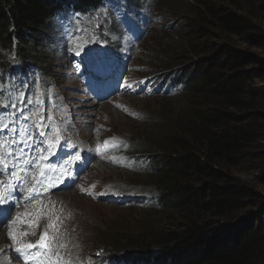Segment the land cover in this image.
<instances>
[{
    "label": "trees",
    "instance_id": "trees-1",
    "mask_svg": "<svg viewBox=\"0 0 264 264\" xmlns=\"http://www.w3.org/2000/svg\"><path fill=\"white\" fill-rule=\"evenodd\" d=\"M102 1L0 0V81L2 73L36 70L41 85L52 87L51 72L65 54L57 14L77 10L88 16L99 11ZM125 1L131 7L127 12L146 5L145 0ZM193 3L198 13L192 24L181 23L202 57L180 82L184 112L159 128L161 143L132 142L136 149L147 146L156 153L145 155L158 191L152 203L180 215L183 224L156 229L152 243L138 248L100 246L122 260L264 264V21L258 19L263 10L254 0ZM168 8L164 18L179 16L173 5ZM209 22L216 24L217 42L210 41L215 35L209 37L203 25ZM243 174H252L254 183Z\"/></svg>",
    "mask_w": 264,
    "mask_h": 264
},
{
    "label": "rangeland",
    "instance_id": "rangeland-1",
    "mask_svg": "<svg viewBox=\"0 0 264 264\" xmlns=\"http://www.w3.org/2000/svg\"><path fill=\"white\" fill-rule=\"evenodd\" d=\"M145 1L143 11L159 18L146 38L134 41L128 39L120 29L118 21L112 19L107 7H103L97 13L76 20L84 29V42L101 43L104 40L118 39L114 47L126 60L125 73L131 80L155 76L164 83L172 76L182 81L192 69L194 60L202 57L201 52L190 46L188 38L184 36L187 33L186 26L181 23L192 24L198 13L196 6L193 0H168L169 5H173L175 14L179 16L172 17L166 14L167 17L160 18L159 14L164 15L169 9L165 0ZM254 4L257 9L262 8V14L258 19L264 21V1L254 0ZM215 22L203 24L205 29L210 31H207L209 37L215 35L210 40L212 42L218 41ZM114 24L117 30L111 29ZM208 39L206 36L205 40ZM61 47L68 49V52L63 56L59 66H55L51 72L55 78L54 88L48 93L56 97L55 105L49 103L46 108L42 105L33 108L30 111L32 120L39 126L54 125L48 136L50 141L60 142L64 139L80 144L81 148L94 149L99 154H103L100 148L106 139L115 140L118 145H122L118 152L120 159L114 161L115 156L111 155L101 158L100 166L105 169L102 174L100 172L97 174L96 168L91 166L83 176L85 178L79 179L73 188L58 191L53 197L48 198L50 202L57 200L60 206L55 210L62 221L60 227L56 223L57 218H54L52 221L42 222L44 225L40 222L41 225L36 229L26 228L25 217L29 215V211L25 210L23 215H19L23 223L17 221L18 215H16L9 224L3 226L7 230L0 228L6 238V241H2L1 235L0 264H17V260L9 250L14 244V241L7 236L10 230L20 229L21 233H27L20 235L24 242L34 241L41 234L47 233L67 261L77 262L84 259L95 261L103 259V254L97 250L102 247L100 245L120 243L126 247L131 248L133 245L138 248L140 244L152 243L153 236L157 234L156 229L164 231L178 228L183 224L180 215L158 207L147 199L124 205H111L96 199L97 194L106 195L108 192H128L149 198L154 195L157 197L156 184L149 178L150 174L147 172L145 162V155L149 153L155 157L153 156L156 154L155 151L147 146L134 150L132 146L127 145V140L133 139L138 143L151 142L153 146L161 143V137L159 139L157 133L159 128L169 121L177 120L184 112L185 108H182V105L185 99L181 92L174 89L169 91L161 89L154 94L142 91L137 94L126 93L106 103H92V92L87 89L86 82L79 76L77 53H73L65 41ZM200 47L203 49L202 46ZM163 53L165 56H162ZM47 66L51 68L50 63ZM38 79L39 75L35 79L38 88H35L26 104L30 102L44 104L42 97L45 91L40 89L41 82ZM4 86L7 84L5 83ZM13 88L14 86L9 85L10 92ZM3 100L0 98V101ZM21 121V117L17 119L16 116H12L5 122L12 124L10 130L14 138L24 132ZM58 121L61 123V128L55 126ZM143 134H145L144 139ZM0 140H2L1 134ZM105 150L107 152V147ZM109 159L113 161H104ZM126 161L129 164H125ZM43 173H47V170H43ZM242 179L252 182L254 176L243 174ZM75 193L77 195L74 197L75 200L69 198ZM74 208L77 217L74 215V220L68 221L70 212ZM13 221L17 222L13 223ZM51 224H55L56 227H49ZM47 228L48 232L45 231ZM74 237H77L78 241H75ZM165 264H170V260Z\"/></svg>",
    "mask_w": 264,
    "mask_h": 264
},
{
    "label": "snow or ice",
    "instance_id": "snow-or-ice-1",
    "mask_svg": "<svg viewBox=\"0 0 264 264\" xmlns=\"http://www.w3.org/2000/svg\"><path fill=\"white\" fill-rule=\"evenodd\" d=\"M77 54H79L77 52ZM127 86V85H126ZM0 127L7 128V125L0 124ZM109 142H105V145H108ZM55 146V145H53ZM79 159V157H77ZM43 170H41V175H43ZM34 180H37L38 183H43V180H38L36 177L33 178ZM36 191L35 187H30L27 189V192L29 193L28 199H33L34 196L32 195ZM0 202H3V198H0ZM17 221L23 223L24 221L20 220L19 215L17 216ZM17 221H13V223H16ZM0 223H3L0 221ZM51 228H55V224L49 225ZM20 235H27V233H21ZM8 236L13 240L16 241V243L19 245L15 248V253H17V259L23 258L25 261V264H28L29 260H34L35 264H71L70 261L64 260L62 257H60L58 254L56 255L55 259H52L51 256H44L42 258L36 257L30 250L37 248V245L34 244H21L20 241L17 239V236L13 233V231L8 232ZM50 237H48L47 233L41 236L40 240L38 241L39 248L47 249L48 251H51L50 248Z\"/></svg>",
    "mask_w": 264,
    "mask_h": 264
},
{
    "label": "clouds",
    "instance_id": "clouds-1",
    "mask_svg": "<svg viewBox=\"0 0 264 264\" xmlns=\"http://www.w3.org/2000/svg\"><path fill=\"white\" fill-rule=\"evenodd\" d=\"M159 17L164 18L162 14H159ZM170 80L176 82L177 79L170 78V79H168V82H170ZM132 142H133V139H131V141L128 140V146H132V149L135 150L136 148H134V146L132 145ZM145 162H146V159H145ZM110 193H112V192H108V193H106V195L101 194L100 197L99 198L96 197V199L104 201L107 204H111V205H119V204L124 205V204L135 203V202L139 203V202L144 201V199L150 200L151 203L154 201V198H153V200H151V198H149L148 196H143V195H138L135 193H128V192H113L114 197H112V198H115V201H111L110 199H107ZM127 194H132V196H130V198L123 197L124 195H127ZM136 196H139V198H136ZM131 198H136V199L132 200ZM97 250L99 253L103 254L104 258L99 260V261L88 259L93 264H160L155 259L122 260L123 256H118V257L112 258V257H109L108 253L103 248L100 247Z\"/></svg>",
    "mask_w": 264,
    "mask_h": 264
},
{
    "label": "bare ground",
    "instance_id": "bare-ground-1",
    "mask_svg": "<svg viewBox=\"0 0 264 264\" xmlns=\"http://www.w3.org/2000/svg\"><path fill=\"white\" fill-rule=\"evenodd\" d=\"M37 75H39V81L41 82V83H43L42 81V79H41V75L40 74H37ZM44 84V83H43ZM75 97H77V96H75ZM95 103L96 101H92V103ZM106 102H108V101H105V103ZM91 103V104H92ZM96 103H98V102H96ZM100 103H102V102H99V104ZM92 135V134H91ZM96 161H95V163L97 162V161H99V163H96L95 165H94V167L96 168L95 169V172L98 174L99 172L101 173V172H103L105 169H104V167L102 168L100 165V163H101V158H96L95 159ZM104 163V162H103ZM103 165V164H102ZM93 166V165H92ZM105 166H107V165H105ZM102 174V173H101ZM85 178V177H84ZM95 180V179H94ZM55 193H57V192H54L53 194H51V196L52 195H54ZM70 195V194H69ZM50 196V197H51ZM75 196H77L76 195V193L74 194V195H71L69 198H74ZM74 200H75V198H74ZM61 201H62V199H61ZM53 203H51L50 204V206H48L47 205V209H50L52 212H54L56 209H58V208H60V206L58 205V203L56 202L54 205H52ZM80 205V204H79ZM71 206V205H70ZM72 207V206H71ZM74 210V211H73ZM73 210H71L72 212H70V217H69V219H68V221H73L74 220V218H73V216L76 214V209L74 208ZM16 213V212H15ZM24 213V212H23ZM76 216V215H75ZM77 217V216H76ZM54 218H57V220H56V223H57V225L59 226L60 224H61V218H58V217H55V216H49L48 218H47V220H49V221H52V220H54ZM14 219V217H12V219H10L9 221H7L6 223H9L11 220H13ZM44 225V224H43ZM73 226V225H72ZM60 227V226H59ZM79 228V227H78ZM46 232H48L49 230H48V228L45 230ZM1 235L3 236V239H2V241H6V238H5V236H4V234H2L1 233V231H0V241H1ZM74 240L75 241H78L77 240V237H74ZM16 263L17 264H21L20 262H18V261H16ZM6 264H8V263H6Z\"/></svg>",
    "mask_w": 264,
    "mask_h": 264
}]
</instances>
